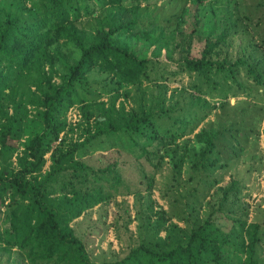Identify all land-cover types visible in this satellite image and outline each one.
<instances>
[{"label": "trees", "instance_id": "obj_1", "mask_svg": "<svg viewBox=\"0 0 264 264\" xmlns=\"http://www.w3.org/2000/svg\"><path fill=\"white\" fill-rule=\"evenodd\" d=\"M159 1L18 0L0 9V253L8 254L9 263L258 264L261 224L248 223L243 184L234 177L190 229L168 226L167 211L137 203L140 233L114 259L95 261L90 233L74 225L98 204L151 187L166 158L176 173L186 161L193 169L215 166L220 157L209 154L220 150V130L203 127L193 149L184 137L216 108L210 99L228 98L231 89L221 83L241 85L240 68L264 87V49L258 56L257 49L251 53L241 45L235 59L228 49L248 18L240 15L237 0H228L235 13L225 6L219 13L202 7L220 0H185L190 6L177 15L176 33L158 23V16L150 18L147 7ZM86 17L97 20L91 32L79 26ZM153 46L160 52L165 47L167 60L141 53ZM97 68L110 76L98 91L110 95L107 101L92 95L90 74ZM183 72L201 78L189 86L205 97L202 103L193 93L167 95L160 82ZM143 81L156 83L149 103ZM131 85L142 93L135 96L137 106H118L122 89ZM74 106L82 117L73 125L68 112ZM79 128L78 138L61 137ZM123 150L137 161L145 158L153 171L139 162L140 177L126 178ZM114 215L117 232L128 231L134 220L129 206ZM164 230L166 236H159ZM234 249L245 252L242 263L233 261Z\"/></svg>", "mask_w": 264, "mask_h": 264}, {"label": "rangeland", "instance_id": "obj_2", "mask_svg": "<svg viewBox=\"0 0 264 264\" xmlns=\"http://www.w3.org/2000/svg\"><path fill=\"white\" fill-rule=\"evenodd\" d=\"M16 1L18 0H0V9L10 7ZM233 1L229 3L228 0H220L206 3L202 7L209 9L213 6L218 12L220 8L225 6L235 13L237 10L233 7ZM237 2L240 15L248 18L242 19L239 34L231 39V45L228 49L235 59L242 54L241 45L245 44L251 53L257 49L259 56L264 49V44L261 42L264 39V0H237ZM189 6L190 2L185 0H161L158 4L147 7V9L152 13L150 18L154 19V15L158 16V23L166 25V29L176 33L177 15L182 9ZM142 7L144 9L146 6L142 5ZM143 19H145L143 20L145 25L149 24L146 18ZM96 21L95 17H86L82 19L79 26L91 32L94 26H97ZM180 29H182L181 24H179ZM141 53L147 54L148 57L167 60L165 47L162 48L161 52L155 50V46L148 51L143 48ZM260 67L264 68V64ZM238 78L240 86L233 81L221 83V87L231 89L228 92V98H223V96L222 98L215 97L213 100L209 98L211 105H216V108L212 110L207 119L199 124L194 132L184 137L188 140L189 147L193 149L198 145L195 141V134L203 127L213 131L220 130L222 132L219 135L218 146L220 150L217 149L209 154L211 158L216 155L220 157V161L215 166L193 169L191 163L186 161L182 171L176 173L170 158H166L156 173L151 187L144 188L139 194L117 195L109 202L94 206L93 209L78 218V222L74 225L79 232L90 233L88 248L93 252L92 257L95 261L116 258L117 255L126 251L127 243H133V239L137 238L138 233H140V220L136 218L137 213L134 207L137 203L142 208H147L150 205L156 211L160 209L167 211V216L171 217L167 223L168 226L176 223L180 227L190 229L210 213L216 194L220 193L223 187L229 185L236 178L243 184V201L249 209L247 213L248 223L258 222L261 224L259 232L261 241L257 247L256 259L258 264H264V87L257 84L245 68L239 69ZM171 79L160 82L161 85L167 86L168 96L172 93L177 96L180 92L188 95L193 93L197 96L198 102H203L205 97L196 93L189 86L190 81L192 84L194 82L200 83L199 79L201 78L197 74L190 77L186 72H183ZM213 79L214 77L210 83L214 81ZM90 81L91 86L95 88L92 90L96 91L92 95L97 97L98 101H107L110 95L106 92L99 95L98 91L102 90L105 83L111 81L108 73L97 68L90 74ZM155 84L154 82H142V91L146 103L150 102L151 89ZM213 84L214 82L211 85ZM202 85L206 88L203 82ZM183 87L187 90H184ZM125 89L128 91L127 96L124 95ZM125 89H122L123 95L118 98L117 105L119 106L123 101L128 109L137 106L135 96H140L142 93L138 92L134 85ZM182 89L184 91H181ZM223 102H226L225 106L220 105ZM81 117V109L78 106H74L68 112V119L73 125ZM82 132V129L79 128L76 131H70L68 134L62 133L61 137L69 141L78 138ZM233 149L236 152H232ZM179 151H182L181 148ZM85 153L93 154L88 148L85 149ZM46 157L48 162L45 169H48L51 164L50 152ZM126 159H129V162L122 166V172L128 179L140 177L139 162L144 163L147 170L153 171V167L145 158L137 161L133 155L123 150L122 160ZM192 176L193 178H191ZM126 206H129L134 220L129 225V230L125 229L123 234H120L113 223L115 221L114 213L119 212L120 208H126ZM148 211L150 212V210ZM151 213L153 220H156L158 215L154 212ZM99 220L102 222L100 226H97ZM95 226L97 227L94 228ZM129 231L134 232L132 237ZM159 236L165 237L166 231H161ZM245 255V252L239 249H234L231 254L233 261L239 263L244 261ZM0 264H11L8 261L7 253H0Z\"/></svg>", "mask_w": 264, "mask_h": 264}]
</instances>
